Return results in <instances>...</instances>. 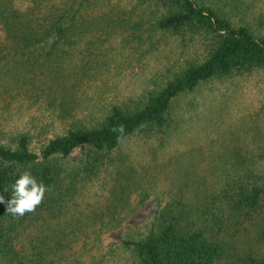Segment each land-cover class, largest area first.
Here are the masks:
<instances>
[{"label":"trees","instance_id":"trees-1","mask_svg":"<svg viewBox=\"0 0 264 264\" xmlns=\"http://www.w3.org/2000/svg\"><path fill=\"white\" fill-rule=\"evenodd\" d=\"M260 70L264 0H0V196L25 171L47 189L22 216L0 203V264H264L262 150L213 153L204 193L102 240L138 183L122 146L166 135L202 86Z\"/></svg>","mask_w":264,"mask_h":264},{"label":"rangeland","instance_id":"rangeland-1","mask_svg":"<svg viewBox=\"0 0 264 264\" xmlns=\"http://www.w3.org/2000/svg\"><path fill=\"white\" fill-rule=\"evenodd\" d=\"M128 73L136 81L143 78L139 65ZM185 98L180 101L177 111L182 110L166 135L155 134L147 139L142 134L122 146L126 163L132 164L138 183L132 187L129 205L121 210L128 214L123 226L102 236L104 247L116 243L128 227L144 228L157 200H193L204 193L205 185L218 175V170L210 172L209 168L220 166L221 157L233 160L235 152L264 151V70L208 83L200 92ZM216 152L220 159L212 155ZM256 161L264 163L261 158ZM113 178L118 176L114 174ZM100 191L105 194V187ZM257 224L246 222V230H242L244 240H257ZM73 259L72 254H66L62 262L74 264Z\"/></svg>","mask_w":264,"mask_h":264},{"label":"clouds","instance_id":"clouds-1","mask_svg":"<svg viewBox=\"0 0 264 264\" xmlns=\"http://www.w3.org/2000/svg\"><path fill=\"white\" fill-rule=\"evenodd\" d=\"M46 186L43 182H38L30 172L20 174L11 185V195L8 200L0 196V203L6 204V211L12 215H24L31 212L35 206L40 204Z\"/></svg>","mask_w":264,"mask_h":264}]
</instances>
